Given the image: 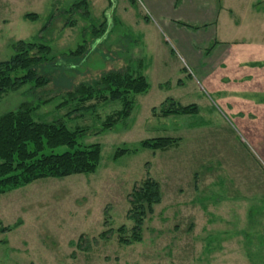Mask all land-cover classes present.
Instances as JSON below:
<instances>
[{
	"label": "rangeland",
	"instance_id": "1",
	"mask_svg": "<svg viewBox=\"0 0 264 264\" xmlns=\"http://www.w3.org/2000/svg\"><path fill=\"white\" fill-rule=\"evenodd\" d=\"M80 2L0 0V62L14 56L18 42L46 44L53 58L38 70L48 74L49 85L37 91L26 86L5 95L0 117L23 102L58 97L40 106L35 120L62 118L69 130L87 131L78 139L80 147L100 146L94 174L40 180L0 196V264H226L220 250L222 210L231 200L255 201V208L264 204V118L259 115L264 112V91L208 88L211 45L187 55L189 40L197 44L202 33L159 23L144 0H110L111 9H106V0H90L87 7L77 6ZM28 14L37 19H25ZM69 22L72 27H67ZM210 34L208 29L203 37ZM83 43L84 55L68 59ZM110 72L142 74L148 84L145 93L132 97L125 124L101 132L104 120L121 109L119 102L97 104L82 117L64 118L69 108L57 109L60 97ZM30 91L32 99L26 94ZM166 100L195 105L198 113L160 118L158 108ZM156 138L180 142L164 152L140 149L141 142ZM118 149L129 153L114 161ZM66 151L60 147L53 153ZM147 173L159 185L162 199L144 222L142 241L119 245L116 234L99 241L107 228V206L109 227L116 231L125 226L129 236L126 196ZM208 222L220 232L206 234ZM82 235L98 244L87 252L80 250ZM236 255L232 252L230 258Z\"/></svg>",
	"mask_w": 264,
	"mask_h": 264
},
{
	"label": "trees",
	"instance_id": "2",
	"mask_svg": "<svg viewBox=\"0 0 264 264\" xmlns=\"http://www.w3.org/2000/svg\"><path fill=\"white\" fill-rule=\"evenodd\" d=\"M87 4L88 0H81L77 6L87 7ZM24 18L34 21L37 16L28 14ZM72 26V22L67 23V27ZM97 33L94 31L93 35ZM84 44L70 52L68 59L82 57L86 46ZM50 54L51 50L46 44L18 42L14 46V56L6 62H0V101L5 95L18 92L26 86L32 87L33 91L45 89L50 83L49 76L47 73L39 74L38 70L52 61ZM147 89L148 84L142 74L110 72L91 85L80 84L60 97L62 102L57 109L61 111L68 107L69 111L64 118H78V115L82 117L93 112L97 104L119 102L121 109L108 116L101 126V132L110 131L118 123L125 124L132 113V97L145 93ZM26 94L32 99V91ZM54 99L39 100L37 104L23 102L15 111L0 117V196L40 180L92 175L96 172L100 162V146L78 145V139L87 133L84 128L69 130L62 118L51 122L35 120L37 109ZM156 111L154 108L151 112L155 115ZM158 111L160 118H168L193 116L198 113V108L195 105L183 107L173 100H166L159 106ZM179 142L178 138H156L141 142L139 147L153 152H164L176 148ZM60 147H65L68 151L54 154L53 151ZM46 151L51 153L46 154ZM127 153L128 150L118 149L113 160L116 161ZM161 199L159 185L147 173L145 179L141 183H135L126 196L129 208L125 218L132 222L129 236L126 235L125 226L116 231L109 227L107 206L103 223L107 228L99 235L98 240L109 241L116 234L119 245L140 243L144 222L153 215L154 206L159 205ZM8 230L9 228L3 229L2 232ZM98 240L93 239L91 242L82 235L78 246L80 250L87 252L98 244Z\"/></svg>",
	"mask_w": 264,
	"mask_h": 264
},
{
	"label": "crops",
	"instance_id": "3",
	"mask_svg": "<svg viewBox=\"0 0 264 264\" xmlns=\"http://www.w3.org/2000/svg\"><path fill=\"white\" fill-rule=\"evenodd\" d=\"M144 2L149 15L159 23L183 26L193 33H202L201 38L196 36V40L200 38L197 44L189 40L187 55L211 45L210 53L214 51V56L207 64L210 71L205 78L208 88H220L225 92L227 88L238 89L240 86L244 90L248 88L249 93H253L255 87L264 91V0ZM111 5L110 0H106V9H111ZM208 29L211 34L204 38ZM259 115L264 118V112ZM262 128L264 131V126ZM253 202L231 200L230 206L222 210V217L211 213L221 219L220 231L224 239L220 250L226 264H261L264 261V204L260 203L259 208H255ZM235 207H243L245 212H238ZM206 231L208 235L220 232L213 222H208ZM232 252H237L233 259L230 258Z\"/></svg>",
	"mask_w": 264,
	"mask_h": 264
}]
</instances>
